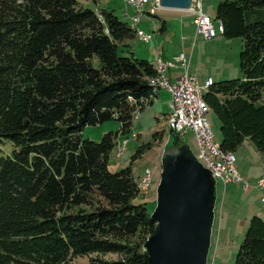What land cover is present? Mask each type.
I'll return each instance as SVG.
<instances>
[{
	"label": "trees",
	"instance_id": "1",
	"mask_svg": "<svg viewBox=\"0 0 264 264\" xmlns=\"http://www.w3.org/2000/svg\"><path fill=\"white\" fill-rule=\"evenodd\" d=\"M216 18L222 34L244 40L243 77L214 81L208 110L224 151L247 138L264 151V0H221ZM134 34L114 10L79 0H0V152L14 146L0 155V264H66L85 252L126 256L96 264H149L158 222L135 202L132 168L110 169L117 134L84 136L112 119L130 132L136 105L162 89L155 63L131 50ZM234 264H264L262 216L250 220Z\"/></svg>",
	"mask_w": 264,
	"mask_h": 264
},
{
	"label": "rangeland",
	"instance_id": "2",
	"mask_svg": "<svg viewBox=\"0 0 264 264\" xmlns=\"http://www.w3.org/2000/svg\"><path fill=\"white\" fill-rule=\"evenodd\" d=\"M79 1L95 10H114L116 15L127 22L132 21L130 15L136 12L130 5H126L125 0H100L96 3L92 0ZM220 1L202 0L204 11L214 21L218 31L217 37L206 39L202 34H197V28L193 22L194 14L188 10L164 8L158 10L153 16L143 13L140 22L142 29L139 26L136 29L153 32V40L142 42L137 40L134 34V37L129 40L131 50L136 57L147 59L152 63H156V56L159 54L173 66L178 65L183 72L185 70L180 63L176 62V57L184 53L188 59L191 57L189 71L197 75L202 83L201 86L205 85L209 77H212L215 82L242 78L241 52L244 40L241 37L225 36L219 31L220 20L216 16ZM142 10H152V3L142 6ZM164 20L167 26L166 29L161 30ZM208 89L204 87L203 93H207ZM154 100L155 102L151 104ZM261 102L264 103V92ZM173 103L169 93L161 89L159 98L158 95L151 94L149 98L141 100L136 105L133 117L137 114L138 116L134 118L130 132H121V123L115 119L96 125H87L84 129V136L96 141H101L108 132L117 134L116 146L111 154L110 169L115 172L130 166L138 184L145 179L147 172L150 181L147 183V188L141 190L135 202L146 203L151 213L157 206L164 151L172 145L188 144L195 154L198 153V143L193 130L189 129L183 135L171 131L168 118L164 117V113L172 112ZM244 113L249 114L248 111ZM244 113L242 115H245ZM160 116L162 117L159 118ZM207 117L213 128L214 139L221 143L223 134L216 112L209 109ZM2 148L0 155L12 152L14 146L12 142L6 141ZM234 152L237 157L236 167L244 181L229 182L225 186L220 179L216 180L217 201L208 264H234L250 220L256 214L264 218V205L261 201L264 193L258 186L264 178V151H259L254 142L247 138ZM246 184L247 187H245ZM136 240L137 237L128 239L126 242ZM125 257V254L117 252H85L71 257L66 264L117 262Z\"/></svg>",
	"mask_w": 264,
	"mask_h": 264
},
{
	"label": "water",
	"instance_id": "3",
	"mask_svg": "<svg viewBox=\"0 0 264 264\" xmlns=\"http://www.w3.org/2000/svg\"><path fill=\"white\" fill-rule=\"evenodd\" d=\"M192 0H161L165 9L190 10ZM216 179L188 144L162 155L156 232L146 243L149 264H208L216 207Z\"/></svg>",
	"mask_w": 264,
	"mask_h": 264
},
{
	"label": "built area",
	"instance_id": "4",
	"mask_svg": "<svg viewBox=\"0 0 264 264\" xmlns=\"http://www.w3.org/2000/svg\"><path fill=\"white\" fill-rule=\"evenodd\" d=\"M145 2H152V10H142V3ZM126 5H130V7L136 10L130 17L139 27L143 13L153 16L158 10L164 9L161 5V0H130ZM188 11L194 14L193 22L196 25L197 34H202L206 39L218 36V31L212 17L203 9L202 0H194L193 6ZM223 27L224 24L220 21L219 31L221 33ZM144 36L152 37L153 40V32L151 31L144 29ZM156 59L161 60L163 82L170 88L171 99L177 101V118L171 131L179 135L185 134L189 129L194 131L198 143V153L195 155L199 160L200 155H207V165H210V171L216 180L220 179L225 186L229 182H243L244 178L236 167L237 157L235 152L225 150V154L216 153V140L213 136V128L205 113V106L208 103L206 100H201L202 83H200L197 75L189 71L190 59L184 53L176 57V62L180 63V66L185 71L175 79L172 78L170 70L173 67L179 66H173L159 54H157ZM211 78L209 77L204 84L211 82ZM146 179L147 172L145 174L144 185ZM247 186L246 184L245 187ZM258 186L264 193V178L259 182ZM261 201L264 205V195Z\"/></svg>",
	"mask_w": 264,
	"mask_h": 264
},
{
	"label": "bare ground",
	"instance_id": "5",
	"mask_svg": "<svg viewBox=\"0 0 264 264\" xmlns=\"http://www.w3.org/2000/svg\"><path fill=\"white\" fill-rule=\"evenodd\" d=\"M125 1H126V3H128L130 0H125ZM139 1H146V0H139ZM147 3H152V2L142 3V6H144ZM193 4H194V0H192L191 7L193 6ZM130 25L134 29H136V27L138 26V24L133 22V20L130 21ZM136 30H137V33H138V39L140 41L149 42V41L152 40V37H145L144 36V31H141L139 29H136ZM222 30H223V28H222ZM155 70L157 71V79H156V81H157L158 85L160 86V88L166 89V90H168L170 92V88L167 86L166 83L163 82V74H162L161 60L160 59H157V61L155 63ZM213 83H214V80L211 78V82H209L208 84H205L204 86H201V92H202L201 93V100H205V96H204L205 94L203 93V88L204 87L210 88V86L213 85ZM157 90H159V89H157ZM173 101H174L173 111L168 115V123H169V126L171 127V129L173 128L174 121H176V118H177V101L175 99H173ZM207 112H208V107L206 105L205 106V113L207 114ZM137 116H138V114L135 115V117H137ZM213 136H214V132H213ZM126 140H128V139H126ZM216 153L225 154V151L223 150L221 143L216 142ZM200 162H202V164L210 170V165H207V155H200ZM149 181H150V177L148 176L147 179H146L145 185H144L145 179L143 181L139 182V184H138L139 189L140 190H145L147 188V183Z\"/></svg>",
	"mask_w": 264,
	"mask_h": 264
},
{
	"label": "crops",
	"instance_id": "6",
	"mask_svg": "<svg viewBox=\"0 0 264 264\" xmlns=\"http://www.w3.org/2000/svg\"><path fill=\"white\" fill-rule=\"evenodd\" d=\"M131 20V19H130ZM130 23V22H129ZM139 26V25H138ZM166 21H165V29H166ZM142 29V28H141ZM144 30V29H143ZM137 39V38H136ZM138 40V39H137ZM128 43H129V40L127 41ZM189 59H191V57L189 58ZM155 63V62H154ZM170 73H171V75H172V78L173 79H175V78H177V77H179V76H181L182 74H183V71H182V69L181 68H179V67H174V68H172L171 70H170ZM160 90L161 89H159L158 90V98L160 97ZM163 90H166V89H163ZM168 93H169V95H170V98H171V94H170V92L168 91V90H166ZM155 102V100L151 103V104H153ZM169 107V110H170V106H168ZM173 108H174V103H173ZM173 111V110H172ZM169 113H170V111L168 112H165L164 114H165V116L164 117H167L168 118V115H169ZM159 115V114H158ZM162 116H160L159 118H161Z\"/></svg>",
	"mask_w": 264,
	"mask_h": 264
}]
</instances>
